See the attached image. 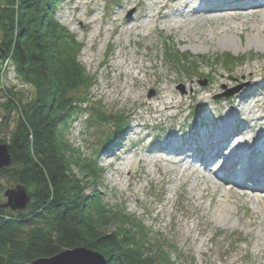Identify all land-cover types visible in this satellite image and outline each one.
I'll list each match as a JSON object with an SVG mask.
<instances>
[{
  "label": "rangeland",
  "instance_id": "1",
  "mask_svg": "<svg viewBox=\"0 0 264 264\" xmlns=\"http://www.w3.org/2000/svg\"><path fill=\"white\" fill-rule=\"evenodd\" d=\"M123 2L124 0H98L94 11L89 12L82 0H59L55 10V19L80 44L77 60L86 74L92 77L89 86L83 88L81 92L73 91L76 95L83 94L86 101L82 105H77L78 109L73 112L71 120L67 123L68 128L64 131L65 138L71 146L70 151L73 153L77 151L76 153L85 157H91L94 153L102 169L100 179L87 191H99V196L104 201L112 206L124 207L128 213L141 219L153 236L162 242L163 250L168 253L166 256L172 264H264V207L254 201L247 202L245 196H239L242 194L239 193L233 198L237 200V205L230 198L226 202L227 212L219 214L215 211L217 198L211 201L207 191L203 189L202 181H197L192 174H186L191 163L200 167V170L204 169L198 160L182 157L177 164L175 163L176 165L167 164L166 173L163 171L166 164L162 160L159 162V169L153 162L157 160L156 148L163 145L160 142L163 141V137L175 135L177 140L178 128L184 129V137L194 130L200 133L204 131L203 127H199L198 116L214 115L216 104L211 103L207 105L206 111H202V102L187 99L184 101V109L177 117L165 119L161 116L154 119L145 106H139L133 101L132 93L128 98H119L117 95L110 96L97 91L107 82L118 83V75H115L117 72L110 69L113 65L106 67L107 62L114 64L112 57L119 54L124 58L140 60L142 55H147L149 59L144 63L156 64L161 86L166 85L164 78H173L176 80L167 87L174 88L177 94H185L192 91V88L187 86L188 81H191L196 87L212 86L214 90L208 95L209 99L218 101L231 99L249 84L244 77L235 79L230 76L228 73L232 70L251 66L255 70V78L258 82L264 80V46L258 47L253 42L252 46L246 47L249 33L245 30L241 32L240 37H231L234 42L232 47L225 48L213 40L210 45L198 41L190 42L180 38L175 30L160 24L159 20L151 23L149 29H142L140 36L134 34L130 38L125 37L126 35L120 32L121 29L118 35L114 33L109 36L104 30H111L113 25L107 21L102 22L107 18L106 14L109 11L117 10L120 23H124L126 17L136 16L141 10L140 5L120 7L119 4ZM144 2L150 6V1L144 0ZM198 5L200 1L199 3L194 1L191 6L185 8V11ZM175 9L176 6L170 11ZM144 12L148 14V8ZM76 17L93 22L90 25H83ZM201 23L203 27L208 28V22ZM1 35L0 30V38ZM120 46H126V54L119 52ZM167 47L172 48L175 53H188L190 60L196 61V67L189 69L178 67L166 56ZM227 53L242 59L225 67L223 61L218 62V59ZM2 58L3 55L0 60ZM11 60L13 61V58ZM116 60L118 61L119 58ZM8 74L3 83H0V95H3L0 97L1 101L7 98L13 99L7 93V86L16 92L21 91L23 101L32 96V87L20 80L15 71L14 76L10 72ZM142 75L141 72L137 75L141 81L144 80ZM219 75L230 83H212V80ZM18 83L27 86L20 90ZM119 85L131 88L133 79L130 76L122 77L120 84L115 86ZM253 91L254 96L239 102V108L222 105L231 114H235L233 116H237L239 128H248V126L258 128L251 114L252 111L258 112L260 106L264 107V95L261 94V92L264 94V85L254 86ZM143 92L144 99H149L154 96L155 91L154 88H149L144 89ZM217 95L221 96L217 97ZM236 108L239 111L237 113ZM0 112L9 117V126L12 128L17 117L16 109L1 108ZM261 114L264 115V111ZM111 117L130 122L125 129L119 131L117 129L115 138L106 142L108 146L103 148L104 151L98 150L96 148L99 142L115 130V123L111 122ZM93 122H96V128L88 126ZM1 131V137L7 142L8 130L3 128ZM179 150L183 155L184 148ZM173 154L166 151L160 156ZM116 156H120V159ZM126 157L131 160L132 174H134L131 178L125 172L117 171V166L123 161L121 158ZM138 158L143 159V166L136 163ZM74 171L77 173L76 169ZM172 176L175 178L174 182ZM16 185L11 180L0 177L1 203L6 200L3 191ZM258 194L264 193L259 191ZM111 229L113 227H106V230ZM159 264H167V262H163L162 258Z\"/></svg>",
  "mask_w": 264,
  "mask_h": 264
},
{
  "label": "trees",
  "instance_id": "2",
  "mask_svg": "<svg viewBox=\"0 0 264 264\" xmlns=\"http://www.w3.org/2000/svg\"><path fill=\"white\" fill-rule=\"evenodd\" d=\"M58 2L0 0V47L12 52L18 78L33 90L23 101L21 91L8 87L13 99L0 100V110L17 111L12 128L0 112V142L7 143L12 158L0 177L24 186L31 197L22 210L11 211L0 202V264H29L78 246L101 253L107 264H159L162 258L172 264L141 219L104 201L99 191H87L102 169L94 153L85 157L70 151L64 131L77 105L86 101L73 91L81 92L92 77L77 60L80 44L55 19ZM166 54L178 67H196L188 53L167 47ZM241 59L227 53L218 62L227 67ZM111 118L115 130L99 142L98 150L104 151L117 129L130 122ZM3 128L7 142L1 137ZM109 226L113 229L106 230Z\"/></svg>",
  "mask_w": 264,
  "mask_h": 264
},
{
  "label": "bare ground",
  "instance_id": "3",
  "mask_svg": "<svg viewBox=\"0 0 264 264\" xmlns=\"http://www.w3.org/2000/svg\"><path fill=\"white\" fill-rule=\"evenodd\" d=\"M150 6L145 4L144 0H124L120 7L141 6V10L136 16L126 17L124 23H120L117 10L109 11L106 14V21L112 24V29L104 30L109 36L116 33L126 35L130 38L131 35L140 36L142 29H149L150 24L159 20L160 24L166 25L170 30H175L180 35V38L189 40L190 42H204L208 45L212 40L220 46L232 47L233 40L231 37H240L243 30L248 31L249 38L246 40L245 46H252L253 42L259 46H264V0H148ZM200 5L192 7L189 11H185L192 5L193 2ZM89 12H93L98 0H82ZM176 6L175 11H170ZM148 8L149 13L145 14L144 10ZM229 12V13H228ZM113 13V14H112ZM105 16V14L103 15ZM110 17V18H108ZM83 25H90L91 20L86 21L79 18ZM69 19V18H68ZM208 22V28L203 27L201 22ZM100 28V27H98ZM100 34V31H99ZM93 37V35H92ZM129 41V40H128ZM243 46V45H242ZM126 46H120L119 52L126 54ZM114 64L106 63V67H111L115 73L117 72L118 83L112 81L107 82L105 86L97 91L100 94L117 95L128 98L130 93L133 95V101L139 106H145L147 111L156 119L163 116L165 119H172L180 115L184 109V101L187 99H195L201 103L202 111H206L207 105L215 103L217 108L215 114L212 116H204L200 114L199 127H203L204 131L196 132L194 130L184 137V129L178 128V138L175 135L170 137H163V145L156 148V158L153 161L157 169H159V162L162 160L164 165L163 171H167V164H177L182 157L194 158L198 160L204 169L200 170L196 164L191 163L187 169V175L193 176L197 181L203 183L204 191L214 200L216 197L215 211L219 214L227 212L226 202L230 198L245 196L247 202L253 201L264 207V194L259 195L258 192L264 193V185L259 184L258 178L264 176V107L260 106L259 111H252V117L255 119V127L248 126V128H239L240 124L237 121V116L231 114L227 107H238L239 102L254 96L253 87L260 85L263 87L264 80L255 78V70L250 66L246 68L238 67L228 73L235 79L244 77L248 80V86L240 90L236 96L227 100L209 99V94L214 89L212 86L201 87L194 86L191 81H188V87L192 91L185 94H177L174 88L167 87L169 83L174 82L173 78H164L166 85L161 86L160 73L157 72L156 64L151 62L145 64L148 60L147 55H142L140 60L133 58H124L122 55L112 57ZM116 58H119L117 61ZM142 73L144 80L141 81L137 76ZM152 75L153 78H150ZM131 77L133 79V87L115 86L120 84L122 77ZM145 81V82H144ZM143 82V83H142ZM226 82L222 75L214 78L212 83ZM20 90H23L27 85L22 83ZM154 88V96L149 99H144V89ZM262 95H264L261 92ZM115 98V97H114ZM118 99V98H117ZM236 108V113L239 112ZM174 109H178L174 111ZM219 118V120H216ZM194 126V125H193ZM190 141H188V140ZM144 140V139H142ZM184 148L185 152H180L179 149ZM166 151L174 153L173 155H166L161 157L160 154H165ZM120 159V156H116ZM184 159V158H183ZM191 159V160H192ZM122 164L117 166V171L128 174L131 178L133 169L131 167V160L126 157L121 158ZM214 161V171L209 170V164ZM136 163L143 166L144 161L138 158ZM175 164V165H176ZM166 173V172H165ZM172 173V171L170 172ZM186 175V176H187ZM175 181L174 176L171 177ZM264 178V177H263ZM242 190V192L240 190ZM240 191V192H239ZM258 191V192H257ZM235 205L237 200L233 199Z\"/></svg>",
  "mask_w": 264,
  "mask_h": 264
},
{
  "label": "water",
  "instance_id": "4",
  "mask_svg": "<svg viewBox=\"0 0 264 264\" xmlns=\"http://www.w3.org/2000/svg\"><path fill=\"white\" fill-rule=\"evenodd\" d=\"M3 54L4 50L0 47V57ZM7 147V143L0 142V169L12 163L11 153ZM3 195L6 200L1 206L11 211L24 209L31 198L28 190L18 184L14 188L5 189ZM29 264H107V260L97 251L78 246L62 250L50 257L34 259Z\"/></svg>",
  "mask_w": 264,
  "mask_h": 264
},
{
  "label": "built area",
  "instance_id": "5",
  "mask_svg": "<svg viewBox=\"0 0 264 264\" xmlns=\"http://www.w3.org/2000/svg\"><path fill=\"white\" fill-rule=\"evenodd\" d=\"M12 58V52H9V54H7L6 56H4L2 59H1V62H0V83L2 84L5 77H6V74H8V72H10V74H12V76H14V64H13V61L11 60ZM9 76V74H8ZM18 85L21 87L23 84L21 83H18Z\"/></svg>",
  "mask_w": 264,
  "mask_h": 264
}]
</instances>
